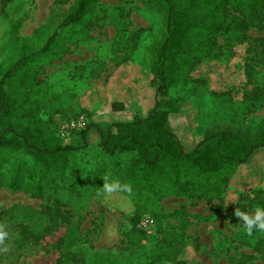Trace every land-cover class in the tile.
Listing matches in <instances>:
<instances>
[{"label":"rangeland","instance_id":"obj_1","mask_svg":"<svg viewBox=\"0 0 264 264\" xmlns=\"http://www.w3.org/2000/svg\"><path fill=\"white\" fill-rule=\"evenodd\" d=\"M74 1L0 0V78L23 61L36 71L34 83L52 90L46 110L12 114L19 132L33 123L35 136L44 131L45 138H60L56 118L70 120L80 109L93 126L106 128L146 119L153 107L159 82L144 48L146 28L156 25L152 13L138 0H97L92 13L63 26ZM257 1L251 15L222 0L228 29L215 35L210 54L182 63L180 79L172 77L159 109L171 113L187 149L216 124L264 132V0ZM76 74L84 76L80 83H74ZM81 92L88 102L65 104L63 96ZM88 135L89 146L79 134L60 138L65 152L52 157L16 145L24 166L19 190L8 187L12 163L3 161L0 264H176L179 257L188 264H264V233L249 235L235 214L264 210V150L240 164L222 191L190 186L186 196L169 194L153 203L140 189L103 192L105 182L127 185L139 153L108 154L91 137L92 128ZM48 166L50 173L38 179L37 167ZM146 216L150 224L142 226Z\"/></svg>","mask_w":264,"mask_h":264},{"label":"trees","instance_id":"obj_2","mask_svg":"<svg viewBox=\"0 0 264 264\" xmlns=\"http://www.w3.org/2000/svg\"><path fill=\"white\" fill-rule=\"evenodd\" d=\"M138 1L152 13L156 23L146 28L149 42L144 47L150 62L149 70L159 82L150 114L143 120L117 121L102 128L93 126L89 113L81 109L87 112L89 121L85 130L75 134H79L89 146L91 141L87 131L92 128L91 137L95 135L99 146L108 154L136 149L139 160L129 167L126 183L133 190H142L153 203L169 194L186 196L190 193V186L197 190L222 191L240 164L257 156L260 149L264 150V132H252L250 127L216 124L205 129L192 148L187 149L170 124L171 113L159 108L168 99L172 77L175 81L180 79L181 64L210 54L215 35L228 29L230 22L223 13L226 8L222 0ZM227 2L244 13L254 15L253 12L257 11V0ZM96 3L97 0H75L62 25L80 21L93 12ZM23 63L18 61L0 78V169L4 160L11 159L9 174L14 176L8 184L11 190L25 187L21 177L24 166L16 145L24 146L28 154L41 156L52 157L65 152L57 136L45 138L44 131L35 136L33 123L24 125L20 132L15 128L12 114L16 110L38 114L50 106L48 92L39 88V83H34L36 71ZM37 169L38 179L50 173V166ZM56 173L62 176L63 170ZM2 184L0 174V187ZM179 230H185V227L182 225ZM175 263L188 264V260L179 257Z\"/></svg>","mask_w":264,"mask_h":264},{"label":"clouds","instance_id":"obj_3","mask_svg":"<svg viewBox=\"0 0 264 264\" xmlns=\"http://www.w3.org/2000/svg\"><path fill=\"white\" fill-rule=\"evenodd\" d=\"M116 190L130 192L131 188L127 185H122L119 182H105L103 184L104 193H111ZM235 214L240 218V222H242L245 231H247L249 235H251L254 230L259 233H264V210L257 209L254 215H249L240 210H236ZM5 235L6 233L0 232V240H3Z\"/></svg>","mask_w":264,"mask_h":264},{"label":"built area","instance_id":"obj_4","mask_svg":"<svg viewBox=\"0 0 264 264\" xmlns=\"http://www.w3.org/2000/svg\"><path fill=\"white\" fill-rule=\"evenodd\" d=\"M88 114L85 110H81L76 114V116L70 120L62 121L56 118V133L61 139L69 137L71 134H75L81 130H85L88 125ZM149 216L141 219V225L147 226L150 224Z\"/></svg>","mask_w":264,"mask_h":264},{"label":"crops","instance_id":"obj_5","mask_svg":"<svg viewBox=\"0 0 264 264\" xmlns=\"http://www.w3.org/2000/svg\"><path fill=\"white\" fill-rule=\"evenodd\" d=\"M78 65H84V62H80V64H78ZM76 68H81V66H76ZM83 78H84V76H82L81 74L74 75L73 76L74 83H80V80L83 79ZM90 78H92V77H90ZM84 80H89V79H84ZM61 90L62 89H58V92L61 93ZM51 91L52 90H49L48 91L49 97H50ZM54 91H56V90H54ZM85 92H84L85 94L83 93L84 95H88L89 94V91L88 90H86ZM81 95H82V92H81V94L79 96H76L75 98L73 97L72 99H69V98H66L65 96H63V98L66 100V103L65 104L69 103V105H70L74 101H76V102L78 101L77 103L88 102V99L87 98L86 99H83V97ZM53 103H54V105H56L57 107H60V108H61V105H63V106L65 105V104H60L59 102L56 103L55 101H53ZM56 115H58V114H56Z\"/></svg>","mask_w":264,"mask_h":264}]
</instances>
